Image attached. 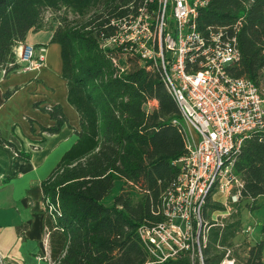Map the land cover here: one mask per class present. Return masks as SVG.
Instances as JSON below:
<instances>
[{"label":"trees","instance_id":"obj_1","mask_svg":"<svg viewBox=\"0 0 264 264\" xmlns=\"http://www.w3.org/2000/svg\"><path fill=\"white\" fill-rule=\"evenodd\" d=\"M140 1L0 0L1 75L21 70L14 49L30 31L51 30L50 43L61 48L67 101L79 118L76 141L41 182L50 264H157L138 229L166 220L162 202L176 183L175 161L187 152L182 117L158 71L119 48L101 45L114 33L110 21L134 12ZM238 21L240 58L229 72L264 91V0H207L198 9L202 31ZM150 101L156 103L149 110ZM41 109L53 120L41 126L43 132L58 133L67 123L60 105ZM0 144L12 147L6 140ZM17 157L29 159L22 151ZM235 172L242 181L241 197L228 216L211 219L225 211L211 197L203 208L209 225L203 264H220L227 250L233 264H264L261 241H244V256L234 247L243 233V208H260L258 198L264 197V132L244 140ZM116 183L119 192L104 204ZM162 264L200 262L186 252Z\"/></svg>","mask_w":264,"mask_h":264},{"label":"built area","instance_id":"obj_2","mask_svg":"<svg viewBox=\"0 0 264 264\" xmlns=\"http://www.w3.org/2000/svg\"><path fill=\"white\" fill-rule=\"evenodd\" d=\"M206 4L207 0H141L134 12L110 21L114 33L101 41L103 48H119L148 70L158 71L182 117L187 152L175 161L176 183L162 202L166 220L138 229L157 264L186 252L203 264L209 225L202 211L207 199L220 202L227 214L232 211L242 188L235 172L237 155L251 133L264 132V91L229 72L240 58V21L199 30L198 9ZM14 52L22 71L44 64L43 46L20 43ZM113 64L118 65L116 59ZM251 230V225L243 228L245 233ZM43 244L48 250L47 233ZM228 254L229 250L220 264L234 263ZM0 264L5 263L0 259Z\"/></svg>","mask_w":264,"mask_h":264},{"label":"crops","instance_id":"obj_3","mask_svg":"<svg viewBox=\"0 0 264 264\" xmlns=\"http://www.w3.org/2000/svg\"><path fill=\"white\" fill-rule=\"evenodd\" d=\"M51 36V30H40L25 38L24 44L45 48L38 70H19L5 77L0 73V140L12 144H0V259L5 264H50L49 249L43 246L41 182L76 141L78 113L67 101L61 48L50 43ZM8 90L14 91L5 98ZM56 104L67 123L58 133L43 132L41 126L49 127L53 120L41 107ZM18 151L29 159L15 156Z\"/></svg>","mask_w":264,"mask_h":264},{"label":"rangeland","instance_id":"obj_4","mask_svg":"<svg viewBox=\"0 0 264 264\" xmlns=\"http://www.w3.org/2000/svg\"><path fill=\"white\" fill-rule=\"evenodd\" d=\"M155 103H156L155 101H150L146 105V109L150 110L151 107L155 105ZM191 133L193 134L194 139L198 141L197 133L195 131L193 132L191 131ZM118 192H119V183H116L112 193L103 199V203L109 205L111 203L112 197L116 195ZM258 203L261 205L260 208L254 209V210H246L245 213L242 215L243 226L246 227L247 225H251L253 231L251 232V234L244 233V232L240 233V236L234 247L237 250L239 255L244 256L245 250H246L244 241L246 242L248 241V243H249V240L252 241L253 239L261 241L263 244L262 257H263V262H264V197L258 198ZM226 216H228L226 211H220V212L213 213L211 219L220 221Z\"/></svg>","mask_w":264,"mask_h":264}]
</instances>
